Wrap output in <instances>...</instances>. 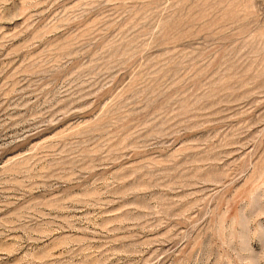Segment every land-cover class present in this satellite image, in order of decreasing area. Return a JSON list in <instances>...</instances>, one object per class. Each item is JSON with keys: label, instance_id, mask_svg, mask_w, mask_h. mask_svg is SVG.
<instances>
[{"label": "rangeland", "instance_id": "obj_1", "mask_svg": "<svg viewBox=\"0 0 264 264\" xmlns=\"http://www.w3.org/2000/svg\"><path fill=\"white\" fill-rule=\"evenodd\" d=\"M0 264H264V0H0Z\"/></svg>", "mask_w": 264, "mask_h": 264}]
</instances>
